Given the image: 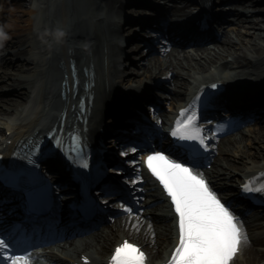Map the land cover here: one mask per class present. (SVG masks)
I'll return each mask as SVG.
<instances>
[{
    "label": "bare ground",
    "instance_id": "6f19581e",
    "mask_svg": "<svg viewBox=\"0 0 264 264\" xmlns=\"http://www.w3.org/2000/svg\"><path fill=\"white\" fill-rule=\"evenodd\" d=\"M127 1L137 3L136 0ZM158 1L173 4L164 12L167 26L164 27L159 21L161 19H157L162 24L153 23L152 27L165 31L167 37H172V34L175 38L189 37L191 32L186 30L187 20L178 18L187 14V0ZM229 7L230 15L225 19L230 22L231 28H222L219 41L211 45H196L193 53L186 52L183 46H174L166 54L155 55L141 64L139 71H130L126 69V62L123 66L122 50L117 43L119 21L125 20L124 9L118 0H4V15H0V20L5 18L6 23L8 19V24L0 29L4 33L0 37V81L5 80L10 93L5 97L0 94L2 154L12 153V142L16 139L23 136L34 138L45 133L57 123L60 112L63 113L62 125H68V128L74 125L86 144L92 145L97 139L104 143L103 109L112 106L114 98L132 93L136 85L143 86L136 92V98L153 101L147 85L165 81L167 73L174 75L171 81L173 88L166 102V114L171 117L167 118L166 114L157 111L162 124L176 117L178 110L184 109L182 102L193 89L209 81H218L231 91H234L230 89L233 87L238 90L264 84V55L256 54L264 48V23L261 22L264 21V1L236 0ZM256 14L259 20L253 18ZM215 15L219 17L221 14ZM57 28L62 35L54 39L53 30ZM200 35L202 33L199 32ZM70 62L74 64L73 76L79 82L74 90L71 88ZM83 69L92 75L94 84L90 88L91 98L86 112L79 116L85 117L81 122L74 114L76 99L73 91L84 93L82 85L89 75L85 76ZM56 80L66 81L67 89L61 98L54 86ZM246 95H235V101L231 100L233 106L236 102L244 103L243 108L248 110L242 109V113L259 109L264 102V91L249 97ZM126 111L131 112L132 106L116 108L115 113L119 112V117H123ZM138 121L122 119L120 126L125 131L144 126ZM247 124L237 128L238 132L233 137L213 143L211 168L204 169L202 173L217 194L229 188L227 182L237 180L239 175L264 170V121L253 119ZM100 128L104 129L101 135L98 133ZM120 136L125 140L132 139L129 134ZM125 153L128 152L123 149L120 156L128 158L130 154ZM131 165L128 163L127 167ZM122 171L128 176L134 174L135 178L138 174L144 177L141 181L143 193L136 194V184L128 191L140 196L143 203L151 200L153 205L131 216L114 214L109 224H103L83 236L59 242L54 250L51 247L32 250L30 264H68L80 254L89 259L88 264H107L105 256L109 248L127 237L144 250L147 264H162L168 260L176 238L173 216L163 194L156 183L151 182L145 169L140 172L121 169L117 175ZM130 181L123 179L116 191L120 193L124 186L131 185ZM114 182L109 180L105 185L113 186ZM119 197L116 194L108 198V207L113 209V201H119ZM254 221L243 222L252 243L242 248L234 264H264V224H255ZM253 227L258 229V234L251 232Z\"/></svg>",
    "mask_w": 264,
    "mask_h": 264
},
{
    "label": "snow or ice",
    "instance_id": "6c2138e0",
    "mask_svg": "<svg viewBox=\"0 0 264 264\" xmlns=\"http://www.w3.org/2000/svg\"><path fill=\"white\" fill-rule=\"evenodd\" d=\"M196 103V97H193L186 109L178 110L181 115L168 130V135L174 138L173 148L186 151L189 159L182 160L181 156L173 158L171 153L165 154L164 151H151L146 158L148 171L158 182L174 213L177 240L167 264H234L242 248L252 241L231 204L218 196L203 173L195 171L199 166L197 157L200 149L206 151L209 147L203 135L205 129L198 123ZM181 141L190 143H177ZM136 151L132 148V152ZM143 179L138 174L130 183L135 185ZM239 188L242 192L264 193V180L256 183L255 178L249 177L240 183ZM120 207L129 214H135L126 203ZM10 247L11 241L0 235V259L3 264H19L21 260L23 264H30L27 253L23 257L14 256L8 251ZM80 259L87 260V257L81 256ZM145 262V252L137 244L124 239L112 250L107 264Z\"/></svg>",
    "mask_w": 264,
    "mask_h": 264
},
{
    "label": "rangeland",
    "instance_id": "374dc122",
    "mask_svg": "<svg viewBox=\"0 0 264 264\" xmlns=\"http://www.w3.org/2000/svg\"><path fill=\"white\" fill-rule=\"evenodd\" d=\"M257 17H259V15H253V18H255V19H257V20H259V18H257ZM262 23H264V21H261ZM6 23L8 24V19H6ZM5 22L3 23V25L4 24H6ZM231 28V26L230 27H228L226 30H229ZM159 43V42H158ZM159 44H157V46H158ZM209 45H211V44H209ZM139 48H140V45H139V42L133 47L132 46V50H130L129 51V53H131V54H133V58L135 59V61H138L139 59H141V58H143L142 56H143V53H141L140 51H139ZM0 50H1V47H0ZM186 52H191V53H193L194 52V49L192 48V49H190V50H188V49H186ZM256 54H258V56H263L264 55V48H261L260 49V51H258ZM0 55H2V52L0 51ZM226 58H228V57H226ZM15 63V62H14ZM127 64L129 65V67L130 68H128V70H135V71H139V68L138 67H136V66H133V63L131 62V61H128L127 62ZM1 80H4L3 78L1 79ZM5 81V80H4ZM4 81H0V94L2 95V97H5L8 93H10V91H7V88H6V82H4ZM172 85V86H171ZM171 85H165L166 87H168V91H171V89L173 88V83L171 84ZM165 94H167V92H164ZM27 106V104L26 105H24L23 107H26ZM163 106L164 107H162V111L163 112H165L166 110V108H165V103H163ZM21 106H19V107H17V108H20ZM263 118V117H262ZM238 131H234L233 132V135H230V136H228L227 138H231V137H233L236 133H237ZM227 138H225V139H223V141H225ZM134 167V165L132 166V168ZM130 170H131V168H130ZM234 171H236L235 169H233ZM128 239H130V240H132L130 237H127Z\"/></svg>",
    "mask_w": 264,
    "mask_h": 264
},
{
    "label": "clouds",
    "instance_id": "9594fccd",
    "mask_svg": "<svg viewBox=\"0 0 264 264\" xmlns=\"http://www.w3.org/2000/svg\"><path fill=\"white\" fill-rule=\"evenodd\" d=\"M62 35V32L60 29H54L53 30V38H59L60 36ZM4 36V33L3 32H0V37H3Z\"/></svg>",
    "mask_w": 264,
    "mask_h": 264
}]
</instances>
